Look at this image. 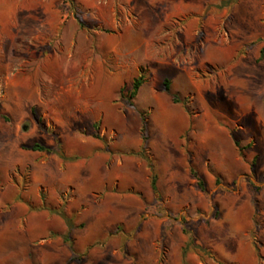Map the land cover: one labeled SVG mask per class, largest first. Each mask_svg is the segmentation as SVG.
<instances>
[{
	"label": "rangeland",
	"instance_id": "1",
	"mask_svg": "<svg viewBox=\"0 0 264 264\" xmlns=\"http://www.w3.org/2000/svg\"><path fill=\"white\" fill-rule=\"evenodd\" d=\"M262 46L264 0H0V264H264Z\"/></svg>",
	"mask_w": 264,
	"mask_h": 264
},
{
	"label": "trees",
	"instance_id": "2",
	"mask_svg": "<svg viewBox=\"0 0 264 264\" xmlns=\"http://www.w3.org/2000/svg\"><path fill=\"white\" fill-rule=\"evenodd\" d=\"M70 1H71V4H72V0H70ZM76 16H77V22H78V24L80 25V27L84 28L85 27L84 22L81 19H79L78 15H76ZM263 57H264V46H262L259 49V59H261ZM143 78H144L143 74H139L137 77H135L133 79L132 85H131V89H130V91L128 93V97L129 98H133L136 95L139 87L141 86V84L143 82ZM164 88L167 91L169 90V81H168V79H164ZM142 138L145 139V136L143 135ZM29 148L31 150H49V148H47V147H45L43 145H40L38 143L32 144ZM192 175L197 179L198 185L201 187V185L203 184L201 178H199L197 176V174H195L194 172L192 173ZM155 180H156V176H155V174H153L152 175V178H151V186H152V188L154 190L156 188L155 187L156 186V181ZM196 248L198 249V251H202L203 254L205 253V255H208L207 252L203 248H201L200 246H196ZM218 263L219 264H223L220 261H218Z\"/></svg>",
	"mask_w": 264,
	"mask_h": 264
}]
</instances>
